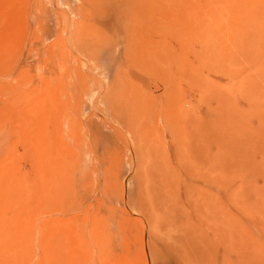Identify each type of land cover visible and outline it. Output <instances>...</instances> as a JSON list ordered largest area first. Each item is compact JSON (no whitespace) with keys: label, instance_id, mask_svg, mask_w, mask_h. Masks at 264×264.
<instances>
[{"label":"rangeland","instance_id":"374dc122","mask_svg":"<svg viewBox=\"0 0 264 264\" xmlns=\"http://www.w3.org/2000/svg\"><path fill=\"white\" fill-rule=\"evenodd\" d=\"M0 264H264V0H0Z\"/></svg>","mask_w":264,"mask_h":264},{"label":"bare ground","instance_id":"6f19581e","mask_svg":"<svg viewBox=\"0 0 264 264\" xmlns=\"http://www.w3.org/2000/svg\"><path fill=\"white\" fill-rule=\"evenodd\" d=\"M48 132L50 133V130ZM43 134H42V138L44 136ZM39 137L41 136L39 135ZM42 147H43V150H42L43 152L45 150L44 148L45 146L43 142H42ZM150 151L152 150H149V152ZM45 154L43 153L41 154V157H42L41 163L45 162L47 159L44 156ZM145 154L146 155L149 154L148 151L145 152ZM148 156L145 158L142 155L145 161L141 162L142 163L141 170H143V173H142L143 177L142 175L141 177L144 178V180L141 179V181L144 185L142 191L144 192L145 196L144 197L142 196V198H144L142 201V204H139L137 208L141 213H143V215L146 217V220L153 227H156L158 224L162 225V223L166 227H169L171 225L175 227V224H176L175 220L178 221L180 219L178 218V216H180L179 214L180 206L178 203V197L176 195V192L179 189L180 185L178 184L179 182L176 183L177 177L175 176V173L173 172L175 170L171 169L172 166L170 167L168 164L164 163L166 161L162 162L161 160L162 158L160 156L159 157L161 159H157L155 157L152 158ZM180 221L182 220L180 219ZM161 227H158V228H161Z\"/></svg>","mask_w":264,"mask_h":264}]
</instances>
